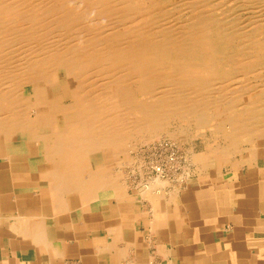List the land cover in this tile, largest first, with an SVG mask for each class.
I'll use <instances>...</instances> for the list:
<instances>
[{
    "label": "bare ground",
    "instance_id": "obj_1",
    "mask_svg": "<svg viewBox=\"0 0 264 264\" xmlns=\"http://www.w3.org/2000/svg\"><path fill=\"white\" fill-rule=\"evenodd\" d=\"M159 137L203 139L188 165L264 158V0H0V154L50 159L57 183L90 155L142 178ZM156 166L148 190L171 182Z\"/></svg>",
    "mask_w": 264,
    "mask_h": 264
},
{
    "label": "crops",
    "instance_id": "obj_2",
    "mask_svg": "<svg viewBox=\"0 0 264 264\" xmlns=\"http://www.w3.org/2000/svg\"><path fill=\"white\" fill-rule=\"evenodd\" d=\"M23 150L0 154V264H264V158L148 190L101 155L57 183Z\"/></svg>",
    "mask_w": 264,
    "mask_h": 264
},
{
    "label": "rangeland",
    "instance_id": "obj_3",
    "mask_svg": "<svg viewBox=\"0 0 264 264\" xmlns=\"http://www.w3.org/2000/svg\"><path fill=\"white\" fill-rule=\"evenodd\" d=\"M161 138V139H160ZM163 139V140H162ZM149 142V141H148ZM158 143L157 145L155 144L154 145V147L153 146H151V148H152V154H149V152H147V149L149 148V146H150V143ZM163 142V143H162ZM195 142V143H194ZM167 143V144H166ZM160 144V145H159ZM173 144V146H175V147H172L171 145ZM176 144V145H175ZM178 144V145H177ZM183 144H184V146H183ZM195 144H197V145H195ZM144 146L142 147V148H144V153H141V150L138 152H136V155L137 154H139V156L140 157H144L143 158V163H145V165H144V167H147V168H145L146 170L144 171V176L145 177H147V176H149L150 178H154L155 176H156V174L155 173H158V171L156 172L155 170H154V168H157V164H159V165H161V167H163L164 168V171H160V174H161V176H160V178L161 179H163V178H165V179H168L169 181H172V180H174V181H185L186 179H188V178H191V177H196V176H199V175H202V174H205V173H207V172H210V173H222V174H224V173H227V172H229V170L231 171V170H234V169H236V168H238V167H243V166H248V165H254V164H256V162H260V159H257V161H254V159H251V157H245V153L243 152L244 151V148H241V152H243V153H240V154H238L236 157H233L232 158V160H231V163L230 164H228L227 166H221V167H218V166H212V167H207V168H203V167H201L200 165L199 166H196V165H188L187 163H185V161L184 162H182L183 160L181 159L182 157H183V155L184 156H186L189 152H192L194 155H200V157L201 156H203V155H205L206 154V152H207V148H206V144H205V141L203 140V139H200V138H197V137H195L194 138V140H192V141H186V142H184V143H178V142H175V141H170V140H168V139H166V138H163V137H159V138H154V139H152V141H150L149 143H148V145H145V143L143 144ZM162 146H165V147H168L167 149L169 150V152L168 151H165L163 148H165V147H162ZM170 146V147H169ZM180 146V148H178ZM181 146H183V147H181ZM156 147V148H155ZM246 147V146H245ZM141 148V147H140ZM139 148V149H140ZM155 148V149H154ZM160 148V149H159ZM175 149V152L173 153V155H174V162L172 161L171 162V164L170 165H168L167 166V164H168V162L166 161V160H162V159H164V158H166L167 157V155H171V153L170 152H172V150L171 149ZM177 148V149H176ZM158 149V150H157ZM183 149V150H182ZM162 150V151H161ZM164 151V152H163ZM185 153H184V152ZM147 152V153H146ZM151 152V151H150ZM156 154H155V153ZM166 152V153H165ZM178 152V153H177ZM187 152V153H186ZM195 152V153H194ZM168 153V154H167ZM134 154V155H133ZM144 154V155H143ZM147 154V155H146ZM160 154V155H159ZM165 154V155H164ZM176 154V155H175ZM131 155L133 156V157H135L136 155H135V152H133L132 151V153H131ZM143 155V156H142ZM162 155V156H161ZM181 155V156H180ZM262 155H264V153L262 154ZM159 156V157H158ZM177 156H178V158H177ZM154 159H153V158ZM148 159V160H147ZM147 160V161H146ZM160 160V161H159ZM175 160L177 161L176 163H175ZM180 160V161H179ZM148 161H151L150 162V164H149V167L147 166V163H148ZM158 162V163H157ZM179 162V163H178ZM165 163H166V165H165ZM183 165H182V164ZM251 163V164H250ZM186 164V165H185ZM150 165H152L151 167H150ZM173 165V166H172ZM169 166H170V168H169ZM172 166V167H171ZM177 167V169H175L176 167ZM181 168H180V167ZM191 166V167H190ZM154 167V168H153ZM187 167V168H186ZM166 168H167V170H166ZM190 168H191V170H190ZM190 171H189V170ZM193 169V170H192ZM182 170V171H181ZM187 171V172H186ZM155 172V173H154ZM162 173H163V175H162ZM173 173H175V174H173ZM180 173V174H179ZM189 173H190V177H189ZM192 173V174H191ZM166 176H165V175ZM194 174V175H193ZM141 175V174H140ZM147 175V176H146ZM170 175V176H169ZM182 175V176H181ZM185 175H188V176H185ZM172 176H173V178H172ZM180 176V177H179ZM179 178V179H178ZM186 178V179H185ZM171 179V180H170Z\"/></svg>",
    "mask_w": 264,
    "mask_h": 264
}]
</instances>
